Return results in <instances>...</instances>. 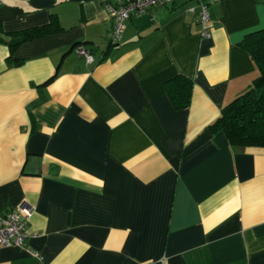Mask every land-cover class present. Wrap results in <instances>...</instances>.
Segmentation results:
<instances>
[{
    "label": "crops",
    "instance_id": "obj_1",
    "mask_svg": "<svg viewBox=\"0 0 264 264\" xmlns=\"http://www.w3.org/2000/svg\"><path fill=\"white\" fill-rule=\"evenodd\" d=\"M207 8L210 37L197 0H172L112 45L99 0L0 1L4 33L53 29L13 52L0 41V214L34 208L0 264H264V146L208 128L258 76L241 44L264 0ZM178 76L192 83L180 109Z\"/></svg>",
    "mask_w": 264,
    "mask_h": 264
},
{
    "label": "trees",
    "instance_id": "obj_2",
    "mask_svg": "<svg viewBox=\"0 0 264 264\" xmlns=\"http://www.w3.org/2000/svg\"><path fill=\"white\" fill-rule=\"evenodd\" d=\"M51 31V27H43L4 33L0 27V41L5 42L13 52L19 44ZM241 45L254 59L258 76L245 92L221 109L219 117L208 128L212 132L223 131L234 145L264 146V29L247 34ZM191 87V81L181 76L168 82L167 89L176 108L189 105Z\"/></svg>",
    "mask_w": 264,
    "mask_h": 264
},
{
    "label": "built area",
    "instance_id": "obj_3",
    "mask_svg": "<svg viewBox=\"0 0 264 264\" xmlns=\"http://www.w3.org/2000/svg\"><path fill=\"white\" fill-rule=\"evenodd\" d=\"M1 1V0H0ZM106 11L113 18L109 43L115 45L120 42L125 21L131 17L140 15L153 5H162L172 0H99ZM199 3L198 17L201 24V36L210 37L211 18L207 8L210 2L218 0H197ZM74 51L84 56L86 62H93L94 58L90 51L83 45L75 46ZM34 212L33 206L27 203L20 205L0 214V248L3 246H16L25 248L27 238V225ZM30 253L35 254L31 250Z\"/></svg>",
    "mask_w": 264,
    "mask_h": 264
}]
</instances>
